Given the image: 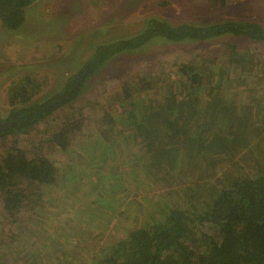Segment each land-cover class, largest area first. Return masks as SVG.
<instances>
[{"label": "trees", "instance_id": "16d2710c", "mask_svg": "<svg viewBox=\"0 0 264 264\" xmlns=\"http://www.w3.org/2000/svg\"><path fill=\"white\" fill-rule=\"evenodd\" d=\"M34 2L0 0L2 28L22 29L24 10ZM225 36L264 42V30L255 23L171 26L150 18L140 33L99 46L54 93L13 109L7 121L14 126L0 132V139L29 133L71 104L114 55L152 40L208 42ZM227 47L228 58L201 56L181 64L172 92L155 96L150 87L140 94L125 85L119 108L95 120L85 134L86 154L63 172L18 149L1 154L0 264H264V100L258 109L255 95L247 103L242 97L240 105L241 92L233 87L245 82L246 89L255 80L246 68L253 64L234 44ZM75 123H62L51 137L62 151L77 131ZM239 144L255 159L252 176L216 167L235 159L232 146ZM91 166L99 171L96 180L86 176ZM77 169L79 174L72 173ZM160 184L168 189L148 192ZM136 195L145 214L136 212L123 230L99 231L87 240L100 225L99 215L118 211L120 198ZM70 240L77 241L80 255L69 251Z\"/></svg>", "mask_w": 264, "mask_h": 264}, {"label": "rangeland", "instance_id": "374dc122", "mask_svg": "<svg viewBox=\"0 0 264 264\" xmlns=\"http://www.w3.org/2000/svg\"><path fill=\"white\" fill-rule=\"evenodd\" d=\"M25 18L22 29L16 32H6L0 24V121L5 120L13 109L42 100L57 91L63 78L76 71L99 46L140 33L150 18L171 26L246 22L255 23L264 30V0H225L224 4L221 0H35L25 10ZM228 44H234L239 54L249 57L253 66L246 68L250 76H255L246 89L244 82L233 90L237 88L241 92L240 105L244 103L242 97L246 100L259 96L258 109L257 104L264 100V42L234 36L208 42L152 40L136 50L107 59L85 82L75 101L41 120L34 130L0 139V155L18 149L28 158L41 159L63 172L70 161L86 154L85 134L92 129L95 120L110 108H119L125 85L128 84L133 92L154 87L150 93L155 96L163 89L172 92L173 82L179 78L176 70L181 64L194 63L201 56L204 59L210 56L214 60L228 58ZM148 75L156 80L151 83L145 80ZM243 90L247 91V98ZM69 119L76 122L77 131L71 133L69 147L62 151L51 137ZM232 150L235 159L217 165L219 171L226 174L238 170L252 176L255 159L250 151L240 144L233 145ZM88 161L95 164V161ZM72 173L79 174V171ZM98 173L91 166L86 176L96 180ZM168 186L156 185L148 192L156 195ZM131 193L129 190V197L134 195ZM137 196L122 197L118 200V211L106 210L103 216L99 215L100 225L87 240L91 243L99 231L108 234L114 228L123 230L133 222L136 212L145 214L144 204ZM71 199L69 197V204ZM2 225L4 221L0 217V229ZM76 243L70 240L69 251L80 255L83 251H79L81 247Z\"/></svg>", "mask_w": 264, "mask_h": 264}, {"label": "water", "instance_id": "95a60500", "mask_svg": "<svg viewBox=\"0 0 264 264\" xmlns=\"http://www.w3.org/2000/svg\"><path fill=\"white\" fill-rule=\"evenodd\" d=\"M14 126L13 122H0V132L6 131Z\"/></svg>", "mask_w": 264, "mask_h": 264}, {"label": "flooded vegetation", "instance_id": "af4514ba", "mask_svg": "<svg viewBox=\"0 0 264 264\" xmlns=\"http://www.w3.org/2000/svg\"><path fill=\"white\" fill-rule=\"evenodd\" d=\"M32 6V5H31ZM30 6V7H31ZM30 7H28V8H30ZM27 9V8H26ZM25 9V10H26ZM25 10H24V15H25ZM26 19V18H25ZM13 101V103H15L16 102V99L15 100H12ZM8 117H9V115H8ZM8 117L5 119V120H2V121H0V122H10V121H7V119H8ZM11 122H13V121H11Z\"/></svg>", "mask_w": 264, "mask_h": 264}]
</instances>
